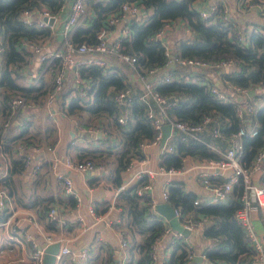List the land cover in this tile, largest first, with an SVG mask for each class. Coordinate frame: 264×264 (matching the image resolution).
<instances>
[{
	"label": "trees",
	"instance_id": "1",
	"mask_svg": "<svg viewBox=\"0 0 264 264\" xmlns=\"http://www.w3.org/2000/svg\"><path fill=\"white\" fill-rule=\"evenodd\" d=\"M197 1L199 0H86L94 15L88 18L86 24L74 30L71 39L76 43H96L97 34L103 27L111 30L115 28L109 26L108 18L113 13L120 15L124 2H134L145 13L151 10L143 18L136 17L129 21L131 36L123 39L122 50L136 56L137 60L132 64L126 63L124 67L144 75H149L151 69L157 72L165 69L163 72L172 74L173 80L162 82L158 86L160 92L170 94L175 101V105L169 110L171 119L197 124L206 116L212 117L201 133L204 142L184 143L179 135L174 136L171 140L173 151L164 150L161 165L166 169H181L184 158L188 156L205 161L220 160L223 158L222 153L214 151L206 143L216 142L218 148L224 152L230 145L229 138L241 126H255L258 130L255 135L247 131L240 139L243 151L238 157L249 167L264 143V106L256 107L242 121L236 111L237 104L219 99L211 91L216 81L208 75L210 76L211 71H218L224 80L247 90L256 89L248 99L252 102L257 100L259 89L264 88V35L252 31L247 36V42L240 40L236 33L242 28L238 29L241 25L234 18L232 20V15L230 22L219 20L208 23L195 6ZM64 3L65 0H0V163L3 158L7 171L5 175H0V188L6 190L8 196L16 192L15 176L23 174L25 170L24 158L18 153V146L49 147L57 142L53 129L48 128L42 133L39 127H35L33 119L26 120L27 115H17L18 124L13 122L9 130L6 131L4 127L5 122L16 116L10 107L15 96H22L28 103L40 107L45 105L62 66V59L55 58L37 84H28L37 57L31 44L43 45L47 40L53 39L54 34L48 27L25 23L23 13L46 8L52 14H60ZM222 5L220 4L216 12H221ZM182 19L188 22L191 33L177 40L172 50L155 38L167 23L172 25ZM180 58L199 59L210 64L233 59L237 64L229 71L219 70L217 66L193 70L177 62ZM170 60L175 61L174 67H168ZM79 70L81 76L92 84L88 94L93 93V102L65 92L63 98L68 99L70 95L72 98L68 100L63 112L78 121L80 129L98 128L102 131V136L98 138L100 145L95 147H84L71 141L68 147L77 152V157L69 151L68 154L76 161L91 160L94 167L107 166V178L115 187L120 188L123 185V171L131 160L141 158L142 144L153 141L158 130L147 116L145 102L139 99V94L143 92L140 85L135 87L134 96L127 103L132 118L125 124L119 122L122 107L115 101L114 96L132 84L117 66H80ZM214 131L220 135L214 136ZM221 177L215 180L227 179ZM148 183L149 176L142 175L135 184L120 188L117 194L115 205L121 208L122 231L132 235V242L127 248L126 264H185L191 252L196 251L195 244L188 236H175L170 233L163 238V246L154 248L156 240L165 234L167 222L154 210L153 196L144 190ZM167 190L166 201L181 215H188L195 221L192 229L200 232L204 241L202 251L210 264H250V257L254 252L253 244L236 218V211L242 205V179L235 184L229 198L210 203L202 200L196 204L195 200L199 195L186 188L179 180L169 181ZM35 202L33 200L30 203L36 205ZM8 207L9 205L4 209L7 215ZM44 209L50 210L48 202L44 204ZM260 212L264 218V210ZM4 216L1 215L0 219H6L7 216ZM180 221L183 224L186 222L181 217ZM51 222L49 227L54 228L56 221ZM171 247L173 249L170 254L165 255ZM192 264L196 262L193 261Z\"/></svg>",
	"mask_w": 264,
	"mask_h": 264
},
{
	"label": "built area",
	"instance_id": "2",
	"mask_svg": "<svg viewBox=\"0 0 264 264\" xmlns=\"http://www.w3.org/2000/svg\"><path fill=\"white\" fill-rule=\"evenodd\" d=\"M66 4L68 5V0H65L62 10H64ZM220 4L223 3L221 1L213 3L209 6L207 10H203L199 7V12L201 16L208 21V23H215L219 20L230 22L232 14L228 5L223 4L221 12H216ZM238 5L245 9L255 8L259 10L262 14H264V0H239ZM68 8L69 14L64 23L61 25V34L63 37V44L61 47H59L57 50L47 52L45 51L44 44H31V46L37 53V57L32 69V77L28 82L29 85H35L39 82V78L44 74L46 68L53 62L55 58L62 59L61 69L54 80L53 91L48 94L46 103L44 105L49 109V114L51 116H54V111L51 110V107L57 102L58 96L61 95V92L65 87V77L70 68L73 69L76 83V87L71 95L76 94L80 97L88 98L90 102H93V93L91 95L88 94V91L92 88V84L89 80H86L81 76L79 70L80 66L98 65L102 67H109L113 65L117 67H124L126 63L132 64L137 60L136 56L130 55L122 50L123 39L125 40L131 36L129 22H125L126 24L119 28L117 37L112 41H110L109 38L113 30L107 27H103L97 34L98 41L96 43H76L73 42L71 39L74 30L80 25L86 24L85 22H87L88 18L90 19L94 15V12L87 6L86 0H71ZM139 12L144 11L141 10L140 7L134 2H124L121 6V14L118 15L113 13L108 18L109 26L116 27L120 25L127 17L130 18L128 20L130 21L131 19L136 18ZM59 16L60 14H52L46 8L29 10L23 13L25 23L38 27H48L52 29L53 34L56 32L55 24ZM50 18H53L54 20L52 23H50L49 21ZM232 20H234L233 17ZM170 26L171 23H167L165 27L156 34L155 38L164 43V36L169 30ZM252 31L261 32L264 35V29L252 25L250 31H248L247 29L245 30L243 28L242 30H240V32H237L236 34L240 40L247 42V36L249 32ZM171 61L172 60H170L169 62ZM177 62H180L181 64L190 68L199 69L209 68L210 66H217L219 70L227 69L228 71L234 69L237 64L236 61L233 59L222 60L217 64H210L202 60L192 58H180L177 60ZM137 76L143 88V92L139 94V99L145 102L147 108V116L152 120L153 126L156 128V130H158V133L153 141L145 142L142 144L143 149L148 148L151 145H158L160 143V140L163 135V126L166 123L172 124V131L166 142L164 150L173 151V142L171 140L176 135H179L180 139L184 143H189L191 141L204 142V138L201 133L206 129L207 123L212 120V117L206 116L202 122L197 124L182 121L180 119H171L170 117L169 110L173 105H175V101L173 100V97H171L170 94L160 92L158 90V86L162 82H169L173 80L172 74L162 72L161 70L157 72L155 69H151L149 71V75H144L137 72ZM225 85L226 88L223 89L219 85L213 84L211 87V91L219 99H223L225 101H230L237 104L236 111L242 121H245L247 119V116H249L256 110V107L264 106L263 89V91L261 90L259 92L260 95L258 99L252 102L250 99H248L250 95L248 94L249 90H247L246 88L237 86L227 80H225ZM134 93L135 86L131 85L126 89L118 91L114 96L115 101L122 107V111L118 117L119 122L122 124H125L129 119L132 118L131 110L128 108L127 103L131 96H134ZM71 95L68 97V100L72 98ZM10 107L14 115L16 116H14L12 120L5 122L4 127L6 131L11 128L13 122H18L17 115H20L25 109L37 108L39 106L34 103H28L22 96H15L10 102ZM27 119L29 120V117H26V120ZM73 120L75 122V125L78 127L79 122L75 119ZM81 130V132L93 133L95 137L98 133L102 134V131H100L98 128ZM247 131H249L250 134L255 135L258 130L255 126L249 128L241 126L239 130L233 135V137L229 138L230 145L224 152L220 148H218L216 142L206 143L214 151L222 153L223 158L220 160L212 159L205 161L204 165L205 167H207V169L201 171L199 173V177L201 179V184L207 190L209 197L202 199L199 196L196 198L195 203L199 204L202 200L208 203L217 200H226L227 198H229L235 184H237L240 179H242V205L236 211V218L239 223L243 226L246 234L248 235L253 244L254 252L250 257V264H264V239L258 233L253 219V211L256 208L264 210V168L262 167V164L264 162V143L259 149L253 164L249 167H246L240 161L239 157L243 151V145L240 139L241 136L247 133ZM213 135L217 137L220 134L217 131H214ZM57 147L58 142L49 147L36 145H19L18 153L23 155L25 162V170L23 174L30 178H34L37 173L41 169H43V162L40 159H33L34 152H54ZM49 161L51 168L54 171V174L63 186L64 193L69 196H73L77 202H80L81 197L74 188V181L72 177L66 174L65 171L60 168V166L63 165L65 168H71L76 170H86L95 168L93 162L91 160L85 162L76 161L68 153H66V156L63 158V160H60L57 155H54ZM5 169L6 167L0 163V175H5L7 173ZM228 169H230L231 172L228 174L227 179L215 180V178H213V176L215 175V170H221L225 172ZM161 170L166 171L169 174L175 175L180 174L182 172V169H166L163 166L161 167ZM258 171H261V176L260 178L255 179L253 175L255 174V172ZM168 183L169 182H167V184ZM151 189V183L146 184L144 187L145 191H150ZM162 196L164 198V201H166L168 198L167 185L162 192ZM8 205L9 202L7 192L1 187L0 207L5 209ZM175 210L176 214L186 221L184 225L192 229V226L195 224V221H192V219L188 215H181V213L177 209ZM90 211L95 214L94 207L90 208ZM15 214H17V211L13 210L7 218V223H9L12 219L16 218ZM26 215V218L29 221H32L34 224L37 223L38 214L36 211L30 210L26 213ZM58 217V207L56 205H52L50 207V210L48 211V219L49 221H57ZM166 222V231L161 239H163L170 233L175 236H183L182 233L176 232L173 229L172 225L167 219ZM187 222H189L190 224H188ZM121 233L122 247L126 248L129 244L128 234H126L124 231H121ZM25 237L27 239H32L31 234H26ZM43 238L48 243L58 241L56 236L52 233H44ZM161 239L156 240L154 248L158 246V243ZM89 252V246H86L80 250H76L72 249L69 245L64 244L63 246L61 245L60 251L57 254V260H61L66 255L70 256V258L74 261L85 260L89 257ZM44 253L45 251L43 248H40L39 246L34 244L31 264H44ZM196 254L197 250L195 252H191L189 259L185 262V264H192ZM202 255L205 259L204 252Z\"/></svg>",
	"mask_w": 264,
	"mask_h": 264
},
{
	"label": "crops",
	"instance_id": "3",
	"mask_svg": "<svg viewBox=\"0 0 264 264\" xmlns=\"http://www.w3.org/2000/svg\"><path fill=\"white\" fill-rule=\"evenodd\" d=\"M222 2L229 6L233 18L241 25L239 28L251 30L252 26H258L264 29V14L255 8L245 9L238 5V0H199L195 2V6L207 10L213 3ZM61 11L58 20L56 21V32L54 38L44 42L45 51L57 50L63 44L61 34V25L66 20L69 14V4ZM152 11H148L150 13ZM142 12L137 15L138 19L143 18L146 14ZM129 21H124L116 26L110 34L109 40H114L118 35V30ZM189 24L185 20L175 22L169 27V30L164 36V43L169 49L175 46L177 40L183 36L190 35ZM121 72H124L126 79L136 88L142 84L137 76V72L127 70V68L118 66ZM165 71L162 70V72ZM224 71H228L224 69ZM211 75V74H210ZM213 80L221 88L225 89V80L221 74L215 76L212 74ZM76 87L73 69L70 68L65 77V87L58 96L57 102L51 107L54 111V116L49 114L47 107H37L25 109L21 116L26 115L33 119L35 127H39L40 131L46 132L48 127L53 129L54 137L57 139L58 147L54 152H34L33 159H40L43 162L41 169L34 178H26L24 174L15 176L14 184L16 192L8 196L9 207L7 213L10 215L13 210L17 211L15 219L7 223L9 215L0 207V216H5L6 219H0V264H31L34 244L41 246L44 241V233H52L58 241L69 245L72 249L80 250L86 246L91 248L89 257L85 260L74 261L70 256L66 255L61 260H57L56 264H126L128 258L127 248L122 247L123 225L120 223L121 208L115 205L117 194L120 188L128 187L135 184L140 175H148L152 189L149 191L153 196L154 210L157 203L164 201L162 192L165 189L167 182L171 180L182 181L186 188L196 192L202 199L208 198V192L201 184L199 173L205 169V160L194 157H185L180 174H169L161 170V153L158 152V145H151L143 149L141 158H134L122 173L123 185L115 187L107 178L109 172L107 166H98L92 169L76 170L65 168L61 169L66 174L70 175L74 181V188L81 197L80 202H74V197L64 193L61 182L57 179L54 171L49 165V160L57 155L60 160L66 156L68 151L77 157V152L68 145L71 141H75L84 147H95L100 145L98 137H85L81 135L79 129L72 118L65 115L64 107L67 106L68 99L63 98L65 92L70 94ZM264 90V88H263ZM262 90V91H263ZM45 121V126L43 122ZM1 164L5 166V161L2 158ZM6 167V166H5ZM264 168V162L262 164ZM231 172L230 169L223 171L215 170L213 178H224ZM255 179L260 178L261 171L255 172ZM74 198V199H73ZM35 200L36 205H32ZM49 203V206L56 205L59 211V217L54 222V228L49 227V221L45 211L44 204ZM94 207L95 214L90 211ZM30 210L37 212V223L34 224L26 218V213ZM261 210L256 208L253 211V219L258 233L264 239V218L261 215ZM158 213V212H157ZM159 214V213H158ZM164 220L166 218L159 214ZM192 233L188 235V239L195 244L196 250H204V241L200 232L192 229ZM26 234H31L32 239H27ZM129 244L132 242V235L128 233ZM165 240L161 239L158 245L163 246ZM172 247L168 248L165 255H169ZM110 258L112 260H110ZM206 260V259H204ZM204 263V262H202ZM201 264V263H196Z\"/></svg>",
	"mask_w": 264,
	"mask_h": 264
},
{
	"label": "water",
	"instance_id": "4",
	"mask_svg": "<svg viewBox=\"0 0 264 264\" xmlns=\"http://www.w3.org/2000/svg\"><path fill=\"white\" fill-rule=\"evenodd\" d=\"M142 12H139L138 15H141ZM127 20H129L130 18L127 17ZM50 23H52L54 20L53 18L49 19ZM173 55V54H171ZM175 66V62L172 60L171 62L168 63V67H174ZM256 92V89H249L248 94L250 96H253V94ZM16 124H18L16 122ZM172 131V124L171 123H166L163 126V135L162 138L160 140V143L158 145V152L161 153L163 148L166 145V142L171 134ZM82 136L85 137H92L94 136L93 133L90 132H80ZM96 136L98 138H100L102 136L101 133L96 134ZM28 178V176L26 177ZM157 212L159 214H161L162 216H164L172 225L173 229L176 232H180L183 234V236L187 237L188 235H190L193 231L191 228L185 226L181 221H180V217L176 214V210L175 208L167 201H162L156 204L155 206ZM62 243L60 241H56L53 243H48L47 241H43L41 246H39L40 248H43L45 253H44V264H56V260H57V254L60 251ZM203 251L202 250H198L196 256L194 257V262L196 263H202L204 262V264H210L209 260H204L203 258Z\"/></svg>",
	"mask_w": 264,
	"mask_h": 264
},
{
	"label": "rangeland",
	"instance_id": "5",
	"mask_svg": "<svg viewBox=\"0 0 264 264\" xmlns=\"http://www.w3.org/2000/svg\"><path fill=\"white\" fill-rule=\"evenodd\" d=\"M211 67H213V66H210L209 68H211ZM192 69H193V70H196L197 68H192ZM210 74H211V75L213 74L214 76H215V74L219 75L218 72L216 73V72H214V71H211ZM211 75H210V76L208 75V77H209V78H213ZM261 90H262V87L259 89V92H260ZM43 126H45V121L43 122ZM45 127H48V128H49L50 126L48 125V126H45Z\"/></svg>",
	"mask_w": 264,
	"mask_h": 264
},
{
	"label": "bare ground",
	"instance_id": "6",
	"mask_svg": "<svg viewBox=\"0 0 264 264\" xmlns=\"http://www.w3.org/2000/svg\"><path fill=\"white\" fill-rule=\"evenodd\" d=\"M205 169H207V167H205ZM205 169H204V170H205Z\"/></svg>",
	"mask_w": 264,
	"mask_h": 264
}]
</instances>
